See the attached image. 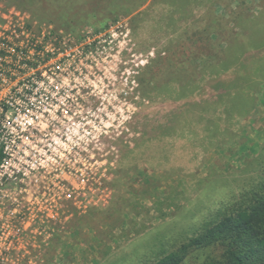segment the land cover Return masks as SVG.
Here are the masks:
<instances>
[{
  "label": "rangeland",
  "instance_id": "1",
  "mask_svg": "<svg viewBox=\"0 0 264 264\" xmlns=\"http://www.w3.org/2000/svg\"><path fill=\"white\" fill-rule=\"evenodd\" d=\"M0 4L71 35L121 22L134 43L136 111L116 141L113 191L83 223L53 238L50 264H151L264 184V42L232 51L225 63L218 57L230 34L253 30L249 22L262 15L264 0ZM210 24L216 43L201 45L198 32ZM119 70L117 88L124 86ZM189 80L190 91L178 97L179 82Z\"/></svg>",
  "mask_w": 264,
  "mask_h": 264
},
{
  "label": "built area",
  "instance_id": "2",
  "mask_svg": "<svg viewBox=\"0 0 264 264\" xmlns=\"http://www.w3.org/2000/svg\"><path fill=\"white\" fill-rule=\"evenodd\" d=\"M133 47L121 22L71 35L0 4V264H50L53 238L108 203Z\"/></svg>",
  "mask_w": 264,
  "mask_h": 264
},
{
  "label": "trees",
  "instance_id": "3",
  "mask_svg": "<svg viewBox=\"0 0 264 264\" xmlns=\"http://www.w3.org/2000/svg\"><path fill=\"white\" fill-rule=\"evenodd\" d=\"M38 18L40 22L49 23L42 17ZM263 24L264 12L258 15L254 22H249L252 31L249 26L243 28L248 35L243 32L230 34V40L226 38L227 46L218 55L223 57V63L232 51L243 52L261 46L264 42V27L260 29L259 27ZM215 27L214 24H210L198 32L201 45H215L216 42L212 43L211 40L212 35L218 34ZM204 32L207 35L203 34ZM206 66L208 65H204V70ZM192 82V80L186 83L179 82L182 92L178 97L190 91ZM113 182L110 183L111 186L114 185ZM84 221L85 216H75L68 229L73 230ZM151 264H264V184L259 185L257 191L246 196L243 203L231 213L204 227L189 237L178 249L165 254Z\"/></svg>",
  "mask_w": 264,
  "mask_h": 264
}]
</instances>
